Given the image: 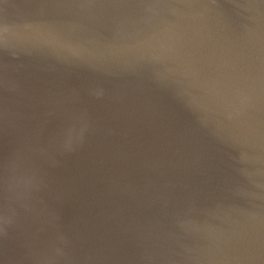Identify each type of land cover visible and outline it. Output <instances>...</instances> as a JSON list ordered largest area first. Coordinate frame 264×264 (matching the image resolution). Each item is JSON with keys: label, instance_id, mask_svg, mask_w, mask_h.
<instances>
[{"label": "water", "instance_id": "obj_1", "mask_svg": "<svg viewBox=\"0 0 264 264\" xmlns=\"http://www.w3.org/2000/svg\"><path fill=\"white\" fill-rule=\"evenodd\" d=\"M0 264H264V0H0Z\"/></svg>", "mask_w": 264, "mask_h": 264}]
</instances>
